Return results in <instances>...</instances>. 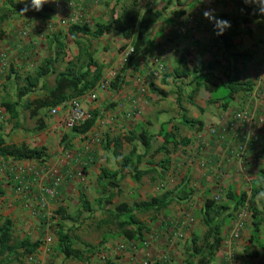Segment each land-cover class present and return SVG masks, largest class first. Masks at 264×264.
<instances>
[{
	"label": "crops",
	"instance_id": "0c3cea01",
	"mask_svg": "<svg viewBox=\"0 0 264 264\" xmlns=\"http://www.w3.org/2000/svg\"><path fill=\"white\" fill-rule=\"evenodd\" d=\"M74 1L79 7L73 12L83 10L92 28L111 22L129 5L141 12L149 6L165 9L148 31L145 46L123 73L135 38H126L111 27L99 38L89 37L98 44L92 48L90 41L81 37L103 66L101 79L108 82L99 87L101 80L97 83L96 99L89 93L80 96L95 120L88 131L79 132L60 126V116L51 114L52 107H41L32 114L33 101L46 96L47 88L55 86L58 72L79 54L69 25L61 23L67 0L46 3V10L30 8L27 12H22L23 0H0V14L7 12V18L0 21L4 30L0 38V132L8 143L25 142L44 147L46 153L41 159L0 157L4 189L0 226L10 218L14 240L28 238L41 243L33 253L13 257L10 264H104L108 260L112 264H143L149 258L160 264H186L187 249L192 252L193 240L202 241L207 229L202 208L216 196L234 215L225 224L221 246L208 264H264V12L253 17L252 33L238 34L236 47L226 50L217 40V32L221 14L236 10L232 4L224 6L215 0ZM67 50H71L70 58ZM155 55H161L165 66L158 74L152 69ZM48 59L55 60L53 71L20 96L25 78L36 74ZM119 73L124 76L113 88ZM137 75L146 79L147 92L143 95L135 80ZM231 82L251 83L252 87L234 93L229 106L223 108V96L228 93L220 97L213 94L221 86L231 89ZM5 101L17 109L16 117L11 116ZM238 111H246L255 119L237 133L229 125ZM184 117L195 120L194 125L185 123ZM242 142L247 150L239 154L238 144ZM132 150H136L135 160L142 156L139 169L143 176L139 181L133 178L135 164H123ZM15 164L46 166L52 171L33 187L34 195L25 196L16 192L12 180ZM103 168L119 172L123 191L111 203H100L112 190L100 186ZM54 174L69 175L60 187L61 196L37 213V195L43 193L42 186L49 184ZM167 192L173 194L174 201L166 209L137 215L149 227L143 240H127L118 228L107 226L112 222H104L117 204H136ZM228 192L237 196L246 192L248 198L256 194L263 217L258 238L251 240L254 217L250 202L233 210L235 201H228ZM235 229L237 235L233 234ZM61 230L70 235L82 257H65L59 248ZM30 255L33 261L28 259Z\"/></svg>",
	"mask_w": 264,
	"mask_h": 264
},
{
	"label": "trees",
	"instance_id": "16d2710c",
	"mask_svg": "<svg viewBox=\"0 0 264 264\" xmlns=\"http://www.w3.org/2000/svg\"><path fill=\"white\" fill-rule=\"evenodd\" d=\"M10 1V0H9ZM69 0H67L68 2ZM217 3H222L224 6L232 4L236 7L233 12H224L221 14V22L228 21L230 27L220 32L221 23L217 32L218 39L226 50H231L236 47L235 36L240 33H252L250 23L253 17H257L262 14L260 6L255 0H215ZM76 3V2H75ZM66 15L61 19L67 21L65 25H69L70 34L79 48L78 56L71 60L67 65V68L63 71L58 72L56 75V84L53 88H47V94L43 98H39L33 101L35 105L32 114H37V109L41 107H55L61 105L72 97H80L87 94L90 90L94 89L97 83L101 80L103 75V66L95 60L93 57L89 45L81 38L78 33L89 35L93 38H99L106 30L114 27L123 33L126 38H135L133 43V51L127 58L125 65L122 68L124 72L126 66H128L135 57L141 52L146 44V37L149 30L156 24L158 19L163 14V9H155L153 7H147L142 12L135 8V6L129 5L123 8L122 12L112 19L111 22L97 23L92 28L84 18V11L78 8L77 12L81 13L78 21H70L73 15L76 14L74 8L79 7V4L72 6L70 9H66ZM44 10L47 6H43ZM9 11V10H8ZM7 18V12L0 14V21H4ZM4 34V30L0 28V38ZM55 60L48 59L41 66L36 74H29L25 80L26 84L19 88V95L23 96L29 93L35 86L38 85L40 78L53 71V65ZM118 74L116 79L112 82L113 88L119 85L123 74ZM231 87V92L227 97H224L223 108L229 106L230 100L233 98L234 93L251 89V83L237 84L234 82L228 83ZM46 87V86H45ZM9 110L11 116L16 117L18 115L17 109L14 105L5 101L3 103ZM95 120V114L86 120L83 124L76 126L79 132H86L90 129ZM39 121V128L42 126ZM183 121L189 125H194L195 120H190L184 117ZM201 123V121H199ZM1 129V126H0ZM150 137H147L149 141ZM177 142H175V145ZM136 150H132L131 153L124 157V167L130 162L135 164V174L133 178L139 181L143 176V172L139 169V162L142 160L141 155H137V160L133 158ZM46 155L45 148L31 147L27 143H8L2 132H0V157L2 158H13L15 160H27V159H41ZM118 171H111L107 168L102 169V173L99 176L100 186L107 189L111 187V191L108 196L102 197L100 203L105 201L111 203L116 195L122 193V188L119 185ZM262 189V187L260 188ZM264 189V188H263ZM4 194L2 182L0 179V196ZM180 195V194H179ZM261 195H263L261 193ZM256 194H253L250 198L246 192L241 193L239 196L234 192H228L227 197L229 200H234L235 205L233 210H237L240 206L245 205L246 201L250 202V207L253 213V229L251 240L259 237L263 217L261 216L262 211L258 208ZM173 194L164 193L160 195H151L149 199L136 204H130L128 202L120 203L115 205L109 210V217L104 220L106 223L114 222L116 227L119 229L121 235L127 240L141 239L143 240L145 232L149 231L147 224L143 223L138 217V214H157L166 209L173 201ZM83 203L87 208L91 207V204L84 197L82 198ZM234 212L230 210L229 205L226 203L213 201L202 208L201 218L203 224L207 227L202 241L201 246L197 243V238L193 240L192 252L187 249L186 264H193L191 257L199 256L202 258V264L210 263L215 256L216 251L221 246L222 231L225 224L233 217ZM106 239H103V242ZM40 241L33 242L30 239H24L16 241L13 238L12 233V220L7 218L0 226V264H10L13 257H19L20 254L33 253L38 246ZM19 248L23 249V252H19ZM59 248L64 252L66 258H80L82 257V251L73 246L71 237L68 233L61 230L59 232ZM93 248L90 250L92 251ZM104 264H112L110 260Z\"/></svg>",
	"mask_w": 264,
	"mask_h": 264
},
{
	"label": "built area",
	"instance_id": "2783aa9c",
	"mask_svg": "<svg viewBox=\"0 0 264 264\" xmlns=\"http://www.w3.org/2000/svg\"><path fill=\"white\" fill-rule=\"evenodd\" d=\"M76 5L74 0H69L66 4V9H70L72 6ZM81 13L76 12L75 15H73L72 18H70V21H78L80 18ZM67 21L63 20V23L65 24ZM181 31V29H179ZM22 35H25L26 32L23 31L21 33ZM133 51V48L129 50V55ZM152 65H153V71L155 73H160L164 70L165 66L162 61L161 55H155L152 58ZM3 70L0 68V78L2 75ZM114 76V75H112ZM136 82L139 85V89L141 94H145L147 92V83L146 79L143 75H137L135 78ZM108 82L107 80L101 79V81L98 84L99 86H103ZM90 94V97L92 99L97 98V93L95 91V88L90 90L88 92ZM87 93V94H88ZM135 102V101H134ZM133 108H136L134 106ZM50 112L52 115H59L60 120L59 124L60 126L64 128L74 129L76 126L83 124L86 120L90 119L89 111L84 107L80 97H72L68 99L67 101L63 102L61 105L52 107L50 109ZM134 112V111H133ZM254 117L252 114L246 112V111H238L232 122L229 125V129L233 132L238 133L239 130H243L245 124L250 125L254 122ZM247 150V146L245 142H242L238 144V153L243 154ZM67 158L70 156L68 153L65 155ZM12 180L15 184L16 192L20 195H34L33 187L38 184L42 178H44L46 175L51 173V169L49 167H43L39 168L36 166H26L21 164H15L12 168ZM69 175H63V174H54L51 182L47 185L42 186L43 193L41 195H37L36 199V205H34V210L37 213L42 212V210H45L50 202L51 199H56L61 196L60 187L63 184V182L67 179ZM220 199L219 196H216V200ZM190 205H192V202H189ZM193 218H191L192 220ZM234 235L238 234V229H235L233 231ZM233 235V236H234ZM50 241V239H48ZM30 261L34 260V257L30 255L28 257ZM143 264H160L159 260L155 259H147L144 261Z\"/></svg>",
	"mask_w": 264,
	"mask_h": 264
},
{
	"label": "rangeland",
	"instance_id": "374dc122",
	"mask_svg": "<svg viewBox=\"0 0 264 264\" xmlns=\"http://www.w3.org/2000/svg\"><path fill=\"white\" fill-rule=\"evenodd\" d=\"M86 22H90V21H86ZM80 36L86 41V40H88V41H90V43H91V45H90V47H97L98 46V44H97V42H94L93 43V41H91V39L90 38H93V37H91V36H89V35H85V34H80ZM90 37V38H89ZM94 39V38H93ZM87 43V42H86ZM94 45V46H93ZM65 54L66 55H68V57L70 58L71 56H72V53H71V50H67V51H65ZM64 61L65 62H67L68 60H66V59H64ZM231 92V89H227L226 87H224V86H221L220 87V89L217 91V92H215L213 95L214 96H216V97H220V96H223V95H226L227 93H228V95H229V93ZM227 95V96H228ZM227 96H223V97H227ZM218 201H221L220 199H218ZM113 224L111 225V224H109V225H107L109 228H113V229H117V227H116V224L114 223V222H112ZM107 226H104V227H106V228H108ZM197 243H198V245L200 246V244H202V241H197ZM188 256V255H187ZM189 257V256H188ZM191 259H192V263L193 264H202V258L201 257H199V256H193V257H191ZM236 259H238V258H236ZM241 264V263H240Z\"/></svg>",
	"mask_w": 264,
	"mask_h": 264
},
{
	"label": "clouds",
	"instance_id": "9594fccd",
	"mask_svg": "<svg viewBox=\"0 0 264 264\" xmlns=\"http://www.w3.org/2000/svg\"><path fill=\"white\" fill-rule=\"evenodd\" d=\"M23 2L25 3V8L22 12H27L30 8L35 11H40L46 3L58 2V0H30V4L28 3V0H23ZM255 2L259 4L260 11L264 12V0H255ZM230 26L231 25L228 21H222L220 32H218V34H222L223 30Z\"/></svg>",
	"mask_w": 264,
	"mask_h": 264
}]
</instances>
